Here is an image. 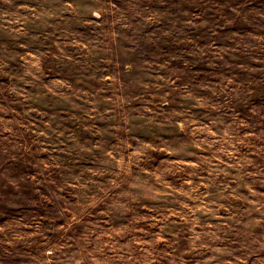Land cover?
<instances>
[{"label": "rangeland", "instance_id": "1", "mask_svg": "<svg viewBox=\"0 0 264 264\" xmlns=\"http://www.w3.org/2000/svg\"><path fill=\"white\" fill-rule=\"evenodd\" d=\"M0 229V264H264V0H0Z\"/></svg>", "mask_w": 264, "mask_h": 264}, {"label": "clouds", "instance_id": "2", "mask_svg": "<svg viewBox=\"0 0 264 264\" xmlns=\"http://www.w3.org/2000/svg\"><path fill=\"white\" fill-rule=\"evenodd\" d=\"M0 231H2V229H0ZM4 243L13 245V247H14L16 242L14 240H8V241L3 240V241H0V244H4ZM48 255H51V253H48Z\"/></svg>", "mask_w": 264, "mask_h": 264}]
</instances>
